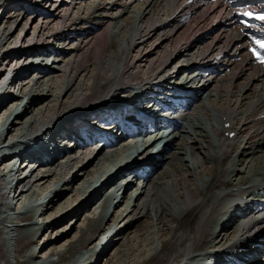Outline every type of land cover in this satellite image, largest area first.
I'll list each match as a JSON object with an SVG mask.
<instances>
[{"label":"bare ground","instance_id":"1","mask_svg":"<svg viewBox=\"0 0 264 264\" xmlns=\"http://www.w3.org/2000/svg\"><path fill=\"white\" fill-rule=\"evenodd\" d=\"M58 1L0 0V9L14 4L11 10L15 11L14 15L5 11L0 19V28L4 27L0 30V75L5 71L12 74V94L2 97L0 103V144H16V140L54 128L71 145L61 159L58 156L44 165L28 163L12 170L17 176L26 172L16 179L13 205L19 211L33 202L40 212L36 219H27L28 226L16 218L10 223L8 248L6 233L0 230V264H26L29 259L36 264H101L104 258L105 264H191L202 255L198 252L214 248L236 246L246 255L251 253L264 236V77L246 57L245 40H240L243 28L232 22L236 20L229 13L221 12L220 4L204 8L193 0H63V13L55 15L51 10L57 8ZM25 2L34 6L27 7L23 16L19 5ZM31 12L37 14L33 20ZM37 17L45 22L36 25L33 44L27 45L29 23ZM50 40L63 47L53 48ZM38 51L46 52L36 54ZM12 60L16 61L9 68ZM38 63L46 70L36 74L33 67ZM214 65L217 75L207 70ZM172 66L179 69L171 72ZM182 70L186 73L175 79V72ZM173 79L185 93L179 98L188 101H178L176 112L152 126L134 114L139 102L129 106L118 100L126 99L127 90L135 86L153 84L165 91ZM188 90L191 92L186 93ZM23 99L26 103L17 108ZM157 105L154 102L149 110L154 111ZM116 112L124 115L104 125V116L108 120L116 117ZM85 114L92 115L87 119L92 124L86 122ZM95 122L104 133H100L101 139L90 141V134L97 131L92 127ZM127 124L136 125L133 134ZM80 127L85 133L78 131ZM257 131L262 137L254 148L251 139ZM37 141L42 142L40 138ZM160 143L163 147L158 156L165 152L162 161L154 153L149 157V169L148 165L135 166ZM27 153L35 156L40 152ZM129 156L128 166L134 165L131 171L135 173L130 179L120 170V161ZM139 168L148 174L142 177ZM1 172L0 210L5 176ZM52 176L59 178L52 182ZM76 183L75 202L81 199L80 204L63 212L71 205L63 200L65 188L72 189ZM45 185L34 198L35 190ZM47 191L50 195H44ZM121 193L125 209L119 202ZM95 203L91 214H83ZM119 205L122 211L117 221L104 230L110 211ZM57 212L63 213L57 216ZM76 212H81L80 218H71ZM46 214H54V219L37 220ZM132 214L135 216L125 229L119 230ZM84 215L77 241L76 237L56 249L60 245H55L56 241L68 235V230L59 234L55 228L52 233L56 231L58 236H49L38 252L24 249L36 247V236L42 230L66 220V226L71 222L74 229ZM2 224L0 218V228ZM87 232H98L97 242L111 232L109 244L94 253L93 247L89 250L94 236L83 238ZM261 245L245 264H264V258L256 261L264 252V243ZM77 250L85 252L74 257ZM43 252L46 256H39ZM43 258L44 262H37Z\"/></svg>","mask_w":264,"mask_h":264},{"label":"rangeland","instance_id":"2","mask_svg":"<svg viewBox=\"0 0 264 264\" xmlns=\"http://www.w3.org/2000/svg\"><path fill=\"white\" fill-rule=\"evenodd\" d=\"M65 2L66 1H68V2H70V0H64ZM63 0H60V1H58L57 2V8L56 9H54V10H51V13H54L55 15H59V14H62L63 12H62V10H61V7L63 6L62 5V3L64 2ZM26 3V2H25ZM19 7H21V5H19ZM18 7V8H19ZM42 7V6H41ZM45 9H47V6L45 7ZM19 10L21 11V14L24 16V15H26V13H27V11H25V12H22V8H19ZM18 10V11H19ZM42 10V9H41ZM76 11V10H75ZM9 12L10 13H12V15H14L15 14V11L14 10H9ZM77 12V11H76ZM0 14H1V12H0ZM18 14V13H17ZM1 16V15H0ZM3 16V15H2ZM36 16H37V14L36 15H34L33 16V13L31 12V17H32V20L34 19V18H36ZM166 16L164 15V16H161V19H164ZM38 18V17H37ZM45 21L43 20V22H42V18H38V19H36V21L34 22V23H32V22H30L29 23V29H28V37L26 38V42H25V44H27V45H32L33 44V41H34V31H35V28H36V25L38 24V23H40V24H42V23H44ZM17 25L18 24H15V26L17 27ZM15 27V28H16ZM3 26L0 28V30H1V32L3 31ZM20 32V31H19ZM19 32L18 33H16L17 34V36L19 35ZM21 35V34H20ZM16 36V35H15ZM16 36V37H17ZM21 38H22V35H21ZM20 38V39H21ZM16 41H18V39H16ZM15 41V42H16ZM50 41H52V40H50ZM49 41V42H50ZM20 42V44H21V42L22 41H19ZM179 42H180V40H179ZM52 45H53V48L55 47V49H61L63 46L62 45H60V44H58L57 42H53L52 41ZM61 44H62V42H60ZM66 44V45H65ZM67 44H68V42H66V43H64V46H65V48L67 47ZM13 45H14V42H13ZM49 45H51V44H49ZM51 45V46H52ZM8 47V46H7ZM60 51V50H59ZM1 56V55H0ZM52 58L49 60V63H51L50 64V66L52 65V63H53V61H54V55L53 56H51ZM172 62H174V61H172ZM14 61H12V63H10V66H12V65H14ZM169 64V63H168ZM171 64H173V63H170V65ZM178 64V63H177ZM178 65H180V63L178 64ZM174 67L175 66H172V67H170V70H171V72H172V70L174 69ZM34 71V70H33ZM33 71L31 72L32 74H33ZM193 70H190V71H188L187 73H191ZM184 73H186L184 70H182L180 73H179V71L178 72H175V79L177 78V75L178 74H183L184 75ZM142 75V74H141ZM27 76V75H26ZM35 75L33 74L31 77L33 78ZM172 81H174V79L172 80ZM244 81V79L243 80H239V82L240 83H242ZM237 82V81H236ZM235 81H234V83H236ZM17 85H18V82H17ZM23 91H25V90H23ZM22 92V91H21ZM134 117V116H133ZM127 122V121H126ZM90 124V123H89ZM94 125V124H93ZM93 125H92V127H93ZM128 125V128L131 126V124H127ZM122 133L123 132H121L119 135H118V138L122 135ZM257 135L255 136V137H253L252 139H251V145L254 147V148H256L257 146V140L260 138V137H262L261 135H262V132H260V131H257ZM113 135H115V133H113L112 134V136ZM68 141V140H67ZM263 141H264V139H263ZM104 145L102 144V146H100L101 148L103 147ZM165 152H164V150H162V152H161V155L159 156V161H162V159H161V157L163 156V154H164ZM66 154V153H65ZM65 155H61L60 156V159L62 158V157H64ZM161 164V162H159V164H158V166ZM23 173H26V172H23ZM71 174H73V172L72 173H69V174H67V179H70L71 177H72V175ZM59 177H55V176H52V178H51V180L50 181H52V182H55V180L56 179H58ZM122 177H119V178H117L116 180H115V182H117L119 179H121ZM140 182H142V180H140ZM138 183V182H137ZM139 184V183H138ZM78 185L79 184H73L72 186V189H70L69 187H64L65 188V195L64 196H66L63 200H64V202H66L67 200H69V202L71 203V205L69 206V207H66L64 204H61V205H64V207H66V211H64V210H62L63 212H67V211H69L70 210V207H75V206H77L78 204H80L79 202H80V200L79 201H76L75 202V194H76V191L75 190H77V188H78ZM112 185V184H111ZM45 187L47 188V185H45V186H42L41 188H38V189H36L35 190V195H34V198H35V196H36V194L38 193H40L41 194V192L45 189ZM109 188H110V185L108 186ZM133 187H134V185H133ZM44 188V189H43ZM63 188V189H64ZM55 189V188H54ZM54 189H53V191H54ZM49 191V190H48ZM46 192V194H44V195H47V194H49V192ZM107 191V190H106ZM50 195V194H49ZM83 198V197H82ZM66 200V201H65ZM120 201L119 202H121L120 203V205H121V207H122V204H123V207L125 206V204H126V199H125V197H124V195L121 193L120 194V199H119ZM62 201V200H61ZM123 202V203H122ZM60 203V202H59ZM59 203H57V204H59ZM29 205V204H28ZM27 205V206H28ZM37 204H35V206H36ZM120 205H119V207H113L112 208V210L110 211V217L108 218V220H107V223H108V225L106 224V225H104V230L105 229H108L109 228V224H113L114 222H116L117 221V214H119V212H121L122 211V208H120ZM27 206H26V208H27ZM87 207V206H86ZM95 208H96V203L94 204V205H89V207L87 208V209H85L84 211H83V214H85V215H89V214H91L94 210H95ZM120 209V210H119ZM123 209H125V207L123 208ZM32 210V212H33V209H30V211ZM76 210V209H75ZM17 205L15 206V208L13 209V210H11V212L12 213H17ZM56 212V211H55ZM54 212V213H55ZM63 212H61V213H63ZM85 212V213H84ZM58 213V212H57ZM61 213H58V214H56L57 216H59V214H61ZM54 214H46V215H44V216H40L37 220H39V222H42L43 220H44V222H48L50 219L51 220H53L54 219V216H53ZM85 215L83 216V217H81V219L75 224V228L74 229H72V223L71 222H69V224L66 226V224H67V222L69 221V220H66L65 221V223H59V224H57L56 226H54V228H51V230H46V229H44V230H42L40 233H38V234H40V235H37L36 236V240H37V243H36V247H38V248H41L42 246H43V244H44V242L47 240V238L50 236V237H56V236H58V233L60 234V232L59 231H62L63 229H65V230H68V235H66L64 238H61L59 241H56V243H55V245H58V244H60V245H58L57 247H56V249H61V246H63V245H67L68 243H69V241H72V240H74L76 237V241L79 239V235H80V230H81V226L83 225V221H85ZM131 215V214H130ZM80 216H81V212H76L75 214H73V216L71 217V218H75V219H79L80 218ZM135 216V214H132V216H129V218H127L124 222H122L121 223V225H120V227H119V230H123V229H125V227L127 226V224L129 223V221H130V219H133V217ZM37 218V217H36ZM57 219V218H56ZM122 219L120 218L119 220H118V222H120ZM75 221V220H74ZM73 221V222H74ZM43 223V222H42ZM45 224V223H44ZM56 228V230H58V233L55 231L54 233H52V230L53 229H55ZM67 228V229H66ZM98 234V235H97ZM97 235V236H96ZM132 235V234H131ZM130 235V236H131ZM93 237L94 236V241L92 242V244L90 245V247H89V250L94 246L93 244L94 243H96L97 242V240H98V238H99V233L97 232H90V233H85V236H83V238H89V237ZM140 239V238H139ZM138 241H140V240H138ZM137 243V242H136ZM135 243V249L137 248V244ZM139 245V244H138ZM88 251V250H87ZM86 251V252H87ZM83 252H85V250H82V251H80V250H77V251H74V253H73V256L74 257H79L81 254H83ZM257 252V251H256ZM45 253L46 252H43L42 254H40L39 256H41V257H43L44 255H45ZM112 253V250L109 252V254H108V257H110V254ZM132 253V251L130 252V254ZM260 254V253H259ZM46 256V255H45ZM44 256V257H45ZM264 255L262 254V255H260V256H258V257H256L257 259H256V261L258 260V259H260V258H264L263 257ZM106 257H107V255H106ZM55 260H57L56 262H58L59 263V261H60V258L58 257L57 258V254H55V256L53 257ZM126 258H130V255H128ZM126 258H123V259H126ZM58 259H59V261H58ZM45 261V258H43V259H41V260H37V262H39V263H42V262H44ZM127 261H129V260H127ZM122 262V263H121ZM124 262L125 261H118V263H115V264H124ZM60 264V263H59ZM101 264H105V258L102 260V262H101Z\"/></svg>","mask_w":264,"mask_h":264},{"label":"snow or ice","instance_id":"3","mask_svg":"<svg viewBox=\"0 0 264 264\" xmlns=\"http://www.w3.org/2000/svg\"><path fill=\"white\" fill-rule=\"evenodd\" d=\"M243 15L248 16V17L253 18V19H256L258 21H264V14L256 15V16L253 17L251 13L245 12V13H243ZM248 26L251 27V25H248ZM255 43L259 45L260 49H264V40L257 39L255 41ZM252 52H253V55H254L255 59L259 63L264 64V55H261V53L256 51L255 48L252 49Z\"/></svg>","mask_w":264,"mask_h":264}]
</instances>
